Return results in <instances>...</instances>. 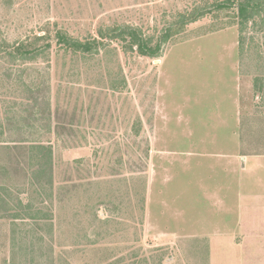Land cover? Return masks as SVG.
<instances>
[{
	"label": "rangeland",
	"instance_id": "rangeland-1",
	"mask_svg": "<svg viewBox=\"0 0 264 264\" xmlns=\"http://www.w3.org/2000/svg\"><path fill=\"white\" fill-rule=\"evenodd\" d=\"M196 1L0 0L8 42L53 44L0 58V264H264V31L229 4L173 31Z\"/></svg>",
	"mask_w": 264,
	"mask_h": 264
},
{
	"label": "trees",
	"instance_id": "trees-1",
	"mask_svg": "<svg viewBox=\"0 0 264 264\" xmlns=\"http://www.w3.org/2000/svg\"><path fill=\"white\" fill-rule=\"evenodd\" d=\"M223 4L236 7L241 33L244 32L249 23L258 26L261 32L264 31V0H198L191 7L179 13L177 20L171 24L173 31L176 33L183 31L187 26L203 19L207 14L212 13ZM170 28H165L159 35L160 41L157 48L160 47L166 30ZM146 35L141 28L135 26L113 25L99 30V37L103 46L111 41L119 40L124 44L123 49L125 51H136L140 55L145 56L151 55L148 50V44H153L155 41L154 35ZM39 38L43 39L42 36L39 37L37 34H32L21 42L10 43L0 31V58H8L11 63H34L38 61L45 53H49L53 46L50 40L42 43ZM242 40L243 37L241 36ZM62 42L71 43L80 52L86 54L99 49V46L93 45L89 40L84 42V40L70 38L69 36L60 38L59 45H62ZM40 148L47 150L45 157L51 160L53 152L51 147L47 149L48 147L41 144Z\"/></svg>",
	"mask_w": 264,
	"mask_h": 264
}]
</instances>
